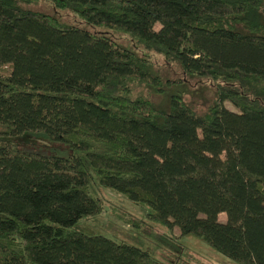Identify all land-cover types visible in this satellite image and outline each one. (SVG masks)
Wrapping results in <instances>:
<instances>
[{
    "label": "trees",
    "instance_id": "trees-1",
    "mask_svg": "<svg viewBox=\"0 0 264 264\" xmlns=\"http://www.w3.org/2000/svg\"><path fill=\"white\" fill-rule=\"evenodd\" d=\"M30 1L0 0V134L59 147L0 143V264H166L71 229L101 210L90 170L151 220L264 264V0H48L210 80L202 113L179 93L132 98L131 83L165 91L147 59Z\"/></svg>",
    "mask_w": 264,
    "mask_h": 264
},
{
    "label": "rangeland",
    "instance_id": "rangeland-1",
    "mask_svg": "<svg viewBox=\"0 0 264 264\" xmlns=\"http://www.w3.org/2000/svg\"><path fill=\"white\" fill-rule=\"evenodd\" d=\"M25 3H23L24 7L50 14L62 23L104 34L120 46L147 59L151 63V73L161 76V85L165 91L162 94H157L158 91L147 84L131 83L133 91L130 96L132 98L143 95L158 107L167 109L170 93H179L197 113L205 111L213 102L215 90L210 80H200L185 75L175 62H168L159 52L145 49L127 33L88 25L77 14L69 10L57 9L48 0H31L26 5ZM158 27L159 24H156L155 28ZM167 78L173 79L168 81L172 85L165 83ZM225 105L229 109H234L228 102H225ZM5 141H10L13 145L23 149L48 153L52 152L51 148L59 147V144L50 143L44 136L31 132L19 135L0 134V143ZM90 172L93 176L90 182L91 194L99 198L101 210L95 215L78 220L71 229L86 234H101L115 241L141 247L149 251L154 259L166 264H239L210 247L200 238L193 235L181 236L177 227L169 229L163 224L151 220L147 216L149 208L146 205L132 203L126 196L100 186L94 172L92 170ZM218 218L224 221L225 213H220Z\"/></svg>",
    "mask_w": 264,
    "mask_h": 264
}]
</instances>
